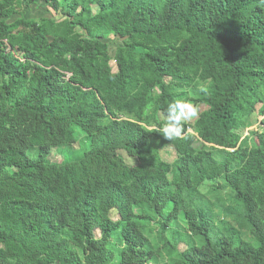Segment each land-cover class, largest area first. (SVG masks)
<instances>
[{
	"label": "trees",
	"instance_id": "trees-1",
	"mask_svg": "<svg viewBox=\"0 0 264 264\" xmlns=\"http://www.w3.org/2000/svg\"><path fill=\"white\" fill-rule=\"evenodd\" d=\"M177 99L199 115L166 140ZM255 115L261 0H0V264H264Z\"/></svg>",
	"mask_w": 264,
	"mask_h": 264
},
{
	"label": "rangeland",
	"instance_id": "rangeland-1",
	"mask_svg": "<svg viewBox=\"0 0 264 264\" xmlns=\"http://www.w3.org/2000/svg\"><path fill=\"white\" fill-rule=\"evenodd\" d=\"M18 13H20V15H22V16H25L26 19H38L41 17H45V15L46 16L49 15V17L53 15V13H51V12L49 13L48 7L45 4H41L40 1H38V5L31 6V9L29 11H27L26 9L25 10L21 9L20 11H18ZM60 16L61 15H58V17H60ZM111 46H113V45H111ZM113 48L114 47H112L111 50L109 51L110 56H113V50H114ZM111 67H112V69H115V64L113 61L111 62ZM158 117L160 118V120L162 122L165 121V117H163L161 114H158ZM195 120H196V118L188 119L187 122L193 123ZM249 121H250V125L244 131L243 136H242L243 139L246 137H249L252 132L264 133V126L262 125L261 117L255 115L254 117H251ZM123 139L128 141V142L138 141L140 143V142L148 140L149 134L146 132V130H144V131H141V130L140 131L139 130L127 131L124 133ZM243 139L241 141H243ZM57 149H60V148H57ZM57 149H54V151L52 152V155L49 158V160L52 163L60 162V160L63 159L62 153L60 151H58ZM73 149L77 150L78 145L74 146ZM34 153L35 152H32V155L35 157ZM128 153L120 152L124 162L129 166H134L136 164V159L133 158L132 156H130ZM162 157L165 161H167L170 164H172L174 162V160L176 159L175 152L173 151L172 148H167V152L163 151ZM217 182L218 181H214V182H208V183L204 184L202 186V188L200 189V192L203 195L208 196L209 199H211V197L208 195L209 194L208 191L210 190L211 184H214ZM223 195H225L226 198L228 197V193H224ZM182 234H183V232H182ZM170 235H171V233L168 232L167 237H169ZM180 249H183V246H180ZM166 262H167V258L165 257V258H158L157 262H152L150 264H165Z\"/></svg>",
	"mask_w": 264,
	"mask_h": 264
},
{
	"label": "clouds",
	"instance_id": "clouds-1",
	"mask_svg": "<svg viewBox=\"0 0 264 264\" xmlns=\"http://www.w3.org/2000/svg\"><path fill=\"white\" fill-rule=\"evenodd\" d=\"M261 3L264 4V0H261ZM198 115L197 107L187 100L177 99L169 102L166 109V118L162 126L163 138L166 140L183 138L182 121L196 118ZM189 132L192 133V130H189Z\"/></svg>",
	"mask_w": 264,
	"mask_h": 264
}]
</instances>
